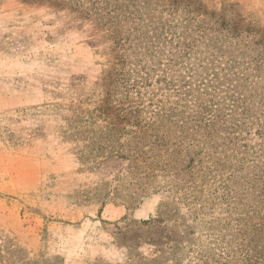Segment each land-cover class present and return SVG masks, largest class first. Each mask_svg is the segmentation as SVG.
Wrapping results in <instances>:
<instances>
[{
  "label": "trees",
  "instance_id": "16d2710c",
  "mask_svg": "<svg viewBox=\"0 0 264 264\" xmlns=\"http://www.w3.org/2000/svg\"><path fill=\"white\" fill-rule=\"evenodd\" d=\"M21 1L101 30L100 90L67 106L62 137L182 195L222 264H264V33L201 0ZM258 35L254 55L234 41Z\"/></svg>",
  "mask_w": 264,
  "mask_h": 264
},
{
  "label": "rangeland",
  "instance_id": "374dc122",
  "mask_svg": "<svg viewBox=\"0 0 264 264\" xmlns=\"http://www.w3.org/2000/svg\"><path fill=\"white\" fill-rule=\"evenodd\" d=\"M201 1L264 33V0ZM100 36L68 10L0 0V264H222L182 195L59 132L100 90ZM259 37L234 41L254 55Z\"/></svg>",
  "mask_w": 264,
  "mask_h": 264
}]
</instances>
